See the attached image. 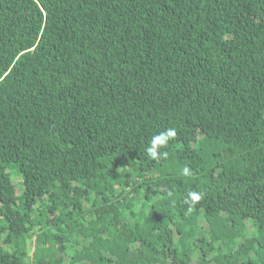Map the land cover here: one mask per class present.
Masks as SVG:
<instances>
[{"label": "trees", "instance_id": "obj_1", "mask_svg": "<svg viewBox=\"0 0 264 264\" xmlns=\"http://www.w3.org/2000/svg\"><path fill=\"white\" fill-rule=\"evenodd\" d=\"M0 264H264V0H0Z\"/></svg>", "mask_w": 264, "mask_h": 264}, {"label": "clouds", "instance_id": "obj_2", "mask_svg": "<svg viewBox=\"0 0 264 264\" xmlns=\"http://www.w3.org/2000/svg\"><path fill=\"white\" fill-rule=\"evenodd\" d=\"M177 136L175 128H168L165 131L159 132L152 136L150 146L146 149L147 156L153 161L164 160L168 158V152L163 151L167 148L169 142L174 140ZM180 175L186 178H192L193 171L191 168L185 166L181 169ZM168 197H172L173 193L169 191ZM204 199V194L197 191H189L185 199V203L188 204V211L191 212L196 204Z\"/></svg>", "mask_w": 264, "mask_h": 264}, {"label": "rangeland", "instance_id": "obj_3", "mask_svg": "<svg viewBox=\"0 0 264 264\" xmlns=\"http://www.w3.org/2000/svg\"><path fill=\"white\" fill-rule=\"evenodd\" d=\"M14 180H15V183H16V185H17V192H18V194H20V191H21V177H19V176H17V175H15L14 176ZM200 223H201V225L202 226H204L205 228H207L206 227V223L204 222V221H200ZM248 227L250 228V230H252L253 228H252V225L250 224V225H248ZM36 248H35V246H34V243L33 242H31V244L29 245V252H30V258H31V260L33 259V256H34V250H35Z\"/></svg>", "mask_w": 264, "mask_h": 264}]
</instances>
